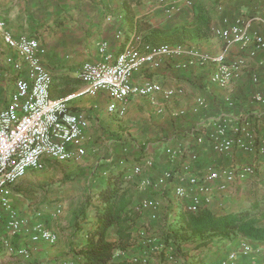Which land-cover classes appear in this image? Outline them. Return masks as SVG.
Returning <instances> with one entry per match:
<instances>
[{
	"label": "crops",
	"instance_id": "crops-1",
	"mask_svg": "<svg viewBox=\"0 0 264 264\" xmlns=\"http://www.w3.org/2000/svg\"><path fill=\"white\" fill-rule=\"evenodd\" d=\"M171 4L177 9L166 14L165 8ZM236 16L261 18L262 22L255 20L251 29L264 36V0H0V17L11 34L14 37H34L45 48L41 61L51 75V97H63L83 87L78 71L85 61L102 59L97 51L100 41L107 42V52L113 57L128 42L139 47L142 43L184 44L218 53L223 49V42L215 34L214 28L223 26V18L232 20ZM117 31L122 32L120 38L116 35ZM7 56L18 59L16 51L6 46L0 36V95L3 100L0 108L14 91L15 78L25 74L24 67L18 71L10 67L5 62ZM237 56H243L245 64L226 87L211 82L212 65L177 67L182 57H163L157 66L145 64L133 74V83L142 84L150 80L164 88L180 87L183 92L168 99L163 98L160 92L156 93L154 104L149 97L130 96L123 103L125 112L121 116L108 111L111 98L106 90H99L94 96L82 95L72 99L69 103L71 111L82 113L87 118L83 139L85 155L79 161L66 162L43 158L44 167L27 170L11 185L10 193L11 203L19 215L32 223L37 220L36 212H41L38 219L57 234V241L54 244L42 241L34 243L27 233L21 232L11 241L15 247H28L30 257L23 258L0 247V264H57L60 261L81 264L77 252L86 241L87 231L94 227L96 208L102 206L96 196L105 185L107 175L120 176L123 180L122 191L131 201L139 196L138 201L143 195L161 198L160 218L156 221L161 227L176 214L189 213L183 209L181 202L173 198L170 187L165 192L144 193L136 187L138 178L155 177L171 167L165 154L167 146L180 145L195 151L198 155L193 163L196 173L202 172L208 164L215 167L244 163L255 165V175L225 183V188L216 189L211 202L201 208H209L218 215L236 211L255 214L256 210H260L255 200L248 204L249 207L240 203L242 200L236 201L253 193L260 196L264 206V164L256 149L245 153L233 147L228 154L219 155L212 150L205 135L211 128V116L232 112L248 117L257 145L264 143V104L252 99L255 92L264 94V80L260 78L257 83L251 80L252 73L264 69V50L250 57L239 46H230L226 59ZM197 97L205 100L203 107L197 105ZM226 97L233 100V107L227 106ZM157 108H162V111L157 112ZM180 109L184 110L182 115L172 116V112ZM199 134L204 135L201 144L195 141ZM147 157L154 159L152 168L144 166ZM185 160L186 155L177 161L176 167ZM75 162L87 171L100 172L101 177L103 175L92 188H87L85 196L79 197L77 204L68 207L64 201H47V197L53 200L60 197L61 190L54 193L40 191L33 200L26 195L33 184L52 181V166L62 167ZM135 164L142 165L140 175L127 179ZM47 166L51 167L47 169ZM105 167L110 168L109 172L101 170ZM222 181L223 178H219L216 182ZM57 207L60 212L53 216L52 212ZM137 215V224L146 227L147 222H151L146 213ZM261 223H264V217ZM146 228L149 230L147 235L153 234V241L159 243L158 229ZM140 229L133 230L136 238ZM4 233V228L0 226V236ZM107 238L117 241L115 225L108 231ZM136 238L117 258H125L131 263L129 257L141 255L142 247ZM243 241L249 243L251 251L247 255H239L238 264H264V241H250L240 234L231 240L215 239L198 248L190 244L182 245L184 254L173 255L172 259L168 258V247L161 245L146 252L148 261L145 264H213L230 251L238 249Z\"/></svg>",
	"mask_w": 264,
	"mask_h": 264
},
{
	"label": "built area",
	"instance_id": "built-area-1",
	"mask_svg": "<svg viewBox=\"0 0 264 264\" xmlns=\"http://www.w3.org/2000/svg\"><path fill=\"white\" fill-rule=\"evenodd\" d=\"M163 1V0H161ZM176 8L173 4L165 8L166 14H171ZM262 22L257 17L236 16L232 20L223 18V26L214 28V32L223 42V49L218 53H209L196 47L184 44H151L142 43L139 47L132 42L125 44L123 49L114 57L107 52V42L100 41L97 51L102 56L101 60L85 61L79 71L78 77L83 82V87L63 97H51V75L44 67L41 57L45 54V48L39 41L27 35L14 37L7 29L5 21L0 17V36L9 48L16 51L18 56H7L5 62L14 70L24 67V76L15 78L14 91L8 102L0 108V226L5 230L0 236V247L8 252L17 254L23 258L30 257L28 247H15L12 237L21 232L29 236L31 242H46L54 244L57 234L38 219L41 212L37 211V220L30 223L28 219L19 215L10 200L11 185L22 177L27 170H39L44 167L43 158L49 157L59 162L79 161L85 155L83 145L84 129L87 126V118L70 109V101L82 95L94 96L99 90H106L111 98L107 109L121 116L125 112L123 103L130 96L149 97L152 104L155 103L154 94L161 93L168 99L175 94H182V88H164L154 81H145L142 84L132 82V76L145 64L157 66L163 57H182L177 67H187L193 64L200 66L212 65L210 73L211 82L220 87H226L230 81L237 77L245 64L243 56H237L231 60L226 59L227 49L237 45L241 50H246L248 56H255L264 50V36L251 29L254 21ZM117 37L122 35L117 31ZM264 80V69L251 74L253 83ZM252 99L264 104V94L255 92ZM0 95V104L2 103ZM228 107H233V100L225 98ZM121 103V105H118ZM199 107L205 105L202 97L196 98ZM162 108H157L161 112ZM184 110L172 112V116H180ZM210 130L205 132L212 150L219 154H228L233 147L245 153L255 151L259 154L264 164V143L257 145L255 133L251 128L248 117L232 112H220L210 117ZM195 141L201 144L204 135L196 136ZM165 154L171 167H167L155 177L142 176L136 180V187L140 192L167 191L171 188L172 196L189 213L197 212L203 205L211 202L216 189H224L225 183L235 178H246L255 175L257 167L253 164H240L215 167L206 165L202 172L194 171L193 163L198 155L195 151L178 146H167ZM186 155V160L176 167L177 161ZM144 166L152 168L154 159H144ZM141 164H135L127 179L138 176L141 173ZM223 178L221 183L216 181ZM162 199L143 195L134 205L136 214L146 213L151 222L160 218ZM60 212L57 207L52 212L56 215ZM147 229L141 228L138 232L143 237V245L153 240L147 235ZM161 245L153 244L152 249ZM168 258L171 248L168 247ZM251 251L248 242L243 241L240 247L230 251L226 257L215 261L213 264H238L239 255H247ZM148 251L143 250L140 256H131L129 261L136 264L147 263ZM123 251L116 249L114 256L120 257ZM57 264H67L60 261ZM73 264V263H70Z\"/></svg>",
	"mask_w": 264,
	"mask_h": 264
},
{
	"label": "trees",
	"instance_id": "trees-1",
	"mask_svg": "<svg viewBox=\"0 0 264 264\" xmlns=\"http://www.w3.org/2000/svg\"><path fill=\"white\" fill-rule=\"evenodd\" d=\"M122 182L119 175H107L105 185L97 192L96 200L102 206L96 208L94 227L87 231L86 241L77 252L81 264H131L125 258L114 256L116 249H125L136 238L133 230L140 225L136 222L138 215L133 211L134 199L131 201L125 197ZM167 221L168 224L157 228L160 231L157 244L163 248L170 247L172 256L184 254L182 245L190 244L198 248L215 239L231 240L236 234L250 241H264V223L251 211L218 215L209 208H201L195 213L176 214ZM114 225L118 237L115 242L107 238ZM137 238L141 251H149L155 244L152 240L143 245V237Z\"/></svg>",
	"mask_w": 264,
	"mask_h": 264
},
{
	"label": "rangeland",
	"instance_id": "rangeland-1",
	"mask_svg": "<svg viewBox=\"0 0 264 264\" xmlns=\"http://www.w3.org/2000/svg\"><path fill=\"white\" fill-rule=\"evenodd\" d=\"M80 166L81 165L78 162L70 163V165L64 164L62 167L57 165L52 166L51 169L52 181L44 180L39 184H33L27 190L26 195H28L29 198L33 200L37 198L38 193H40V191L50 193L53 191L57 192L58 190H61L62 195H60V197H56L54 200L47 197V201L56 202V203H61L64 201V203H66L68 207H72L74 204H77L80 201L79 197L85 196L84 193L87 192V188L90 187L92 188L93 187L92 185L96 180H99V178H103V175L101 177L100 172L92 173L90 171L85 170L84 167L82 168ZM50 167L51 166H47V169ZM109 169L110 168L105 167L104 169L101 170L102 171L105 170L109 172ZM43 172L45 173L46 170H44ZM39 173H41V171H39ZM257 196L258 195L256 194L248 193L247 195H244L241 198H237L236 201L242 200L240 203L248 206V204H250L252 201L255 200V202L260 205V210L259 209L256 210L255 215L257 219L261 220L264 217L263 215L264 206L262 205V199L260 198V196L258 197ZM138 198L139 196H136L134 202H136ZM256 198L258 200H256ZM158 226L160 225L157 224L156 222L148 221L146 224V227L149 228L152 227L157 229ZM137 227H138L137 230H139L140 228L147 229L143 225H137ZM147 231L149 230L147 229ZM150 236L153 237V234L150 233ZM154 242L157 244L156 240Z\"/></svg>",
	"mask_w": 264,
	"mask_h": 264
}]
</instances>
